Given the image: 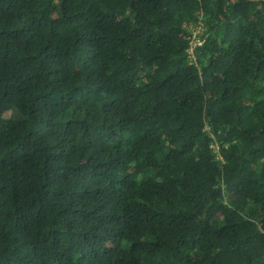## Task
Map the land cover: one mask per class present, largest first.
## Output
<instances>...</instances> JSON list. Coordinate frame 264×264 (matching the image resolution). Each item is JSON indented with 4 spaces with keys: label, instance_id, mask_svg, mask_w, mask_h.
<instances>
[{
    "label": "trees",
    "instance_id": "1",
    "mask_svg": "<svg viewBox=\"0 0 264 264\" xmlns=\"http://www.w3.org/2000/svg\"><path fill=\"white\" fill-rule=\"evenodd\" d=\"M0 264H264V0H0Z\"/></svg>",
    "mask_w": 264,
    "mask_h": 264
},
{
    "label": "built area",
    "instance_id": "2",
    "mask_svg": "<svg viewBox=\"0 0 264 264\" xmlns=\"http://www.w3.org/2000/svg\"><path fill=\"white\" fill-rule=\"evenodd\" d=\"M201 42L197 39H195V37H193V40H192V43H191V47L189 48L188 52L189 54L192 56L193 55V52H194V47L196 45H200Z\"/></svg>",
    "mask_w": 264,
    "mask_h": 264
},
{
    "label": "rangeland",
    "instance_id": "3",
    "mask_svg": "<svg viewBox=\"0 0 264 264\" xmlns=\"http://www.w3.org/2000/svg\"><path fill=\"white\" fill-rule=\"evenodd\" d=\"M197 34V31H194L193 37Z\"/></svg>",
    "mask_w": 264,
    "mask_h": 264
},
{
    "label": "water",
    "instance_id": "4",
    "mask_svg": "<svg viewBox=\"0 0 264 264\" xmlns=\"http://www.w3.org/2000/svg\"><path fill=\"white\" fill-rule=\"evenodd\" d=\"M251 1H260V0H251Z\"/></svg>",
    "mask_w": 264,
    "mask_h": 264
}]
</instances>
